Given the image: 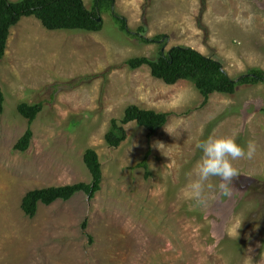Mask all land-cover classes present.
Listing matches in <instances>:
<instances>
[{"label":"rangeland","instance_id":"1","mask_svg":"<svg viewBox=\"0 0 264 264\" xmlns=\"http://www.w3.org/2000/svg\"><path fill=\"white\" fill-rule=\"evenodd\" d=\"M115 1L130 31L164 42L125 34L110 11L99 33L49 31L34 17L11 30L0 67V264H264V84L216 93L202 108L191 82L170 86L147 66L125 65L181 46L220 61L233 79L264 71V0ZM84 2L93 9L95 0ZM21 103L43 104L33 124ZM131 105L172 116L151 139L127 125V140L110 148L111 122ZM29 128L30 148L17 151ZM209 135L234 137L245 150L253 141L256 151L232 161L239 176L230 195L212 177L196 199L189 188L202 155L196 145ZM89 149L103 167L95 198L40 204L27 217L29 192L92 181ZM148 153L149 179L135 168Z\"/></svg>","mask_w":264,"mask_h":264},{"label":"trees","instance_id":"2","mask_svg":"<svg viewBox=\"0 0 264 264\" xmlns=\"http://www.w3.org/2000/svg\"><path fill=\"white\" fill-rule=\"evenodd\" d=\"M115 2V0H95L94 7L90 10L86 7L84 0H0V67L6 53L11 30L24 18H36L49 31L99 33L104 29L102 14L104 11H110L125 34L138 38L139 41L147 45L164 42L166 36H156L152 39L144 37L145 30L143 28H139L136 33L130 31L127 19L115 12ZM162 47L164 48L165 44ZM125 65L131 70L147 66L151 69L154 78L170 86L176 85L180 81L191 82L204 99L202 108L216 93L234 95L240 86L264 84V71L261 69H252L247 74L233 79L224 70L220 61L206 57L193 48L181 46L173 47L168 52L161 51L157 59L139 57L127 61ZM5 102V94L0 88V115L4 113ZM42 110L43 104L21 103L19 105L20 114L28 120L29 124H33ZM170 116H172L171 113H158L131 105L125 110L122 119L112 120L106 135V143L110 148H119L128 138L125 127L131 123L145 128L148 138L151 139L167 125ZM32 139L33 131L29 128L15 149L21 152L27 151L31 146ZM149 156L150 153L135 166V168L145 171L147 179L151 177ZM84 163L92 177L90 183L31 191L22 202V210L25 215L34 218L40 204L50 206L58 201L68 202L81 193L86 194L90 200L94 199L96 194L102 190L103 167L99 155L92 149L85 152ZM256 186L254 189L259 185ZM260 214L264 218V200ZM86 227L85 223L84 229Z\"/></svg>","mask_w":264,"mask_h":264},{"label":"clouds","instance_id":"3","mask_svg":"<svg viewBox=\"0 0 264 264\" xmlns=\"http://www.w3.org/2000/svg\"><path fill=\"white\" fill-rule=\"evenodd\" d=\"M196 147L202 155L192 170V174L197 179L189 185L196 199L201 198L205 182L212 177L219 178L220 190L226 195H230L229 186L239 176V172L233 166L232 161L244 157L252 159L256 151L253 141L248 142L247 150H245L236 142L234 137H217L214 135H209L207 139L201 140Z\"/></svg>","mask_w":264,"mask_h":264}]
</instances>
